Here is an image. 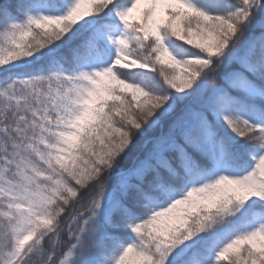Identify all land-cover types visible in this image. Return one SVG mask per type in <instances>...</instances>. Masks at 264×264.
I'll use <instances>...</instances> for the list:
<instances>
[{"label":"snow or ice","instance_id":"1","mask_svg":"<svg viewBox=\"0 0 264 264\" xmlns=\"http://www.w3.org/2000/svg\"><path fill=\"white\" fill-rule=\"evenodd\" d=\"M0 264H264V0H0Z\"/></svg>","mask_w":264,"mask_h":264}]
</instances>
